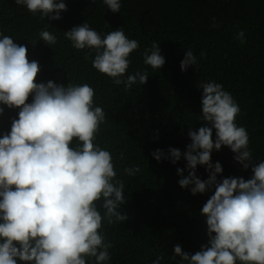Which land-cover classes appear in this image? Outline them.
Here are the masks:
<instances>
[{
    "label": "trees",
    "instance_id": "1",
    "mask_svg": "<svg viewBox=\"0 0 264 264\" xmlns=\"http://www.w3.org/2000/svg\"><path fill=\"white\" fill-rule=\"evenodd\" d=\"M63 2L67 11L52 20L50 16L41 19L39 12L33 14L15 0H0V33L25 46L30 62H38L36 83H87L95 91L94 106L104 109L106 119L94 144L112 155L115 179L124 182L127 200L119 210L128 215L124 222L109 224L106 216L102 221L100 232L112 244L110 259L104 264H152L161 256L160 264H180L181 257L174 253L176 244L194 254L208 243L201 209L214 194V186L193 195L191 185L181 188L178 183L182 177L177 168L184 169L185 177L189 172L183 155L173 164L166 158L157 162L152 153L161 149L167 155L170 147L182 154L187 150L189 130H198L204 123L200 86L214 81L239 105L235 123L248 132L251 163L264 161V0H120L117 13L103 0ZM84 23L101 37L123 28L129 39L137 40L139 48L130 54L122 79L146 71L147 82L140 85L137 81L126 89L94 69L95 50L73 48L64 34ZM44 30L56 37L55 44L42 41ZM241 30L244 43L237 38ZM153 42L159 44L165 58L159 70L144 64L145 49H151ZM187 50L196 56L197 65L182 71L180 64ZM31 100L30 96L28 102ZM0 107L4 108L0 114L2 138L10 132L19 110ZM234 156L223 145L212 151V163L219 162L223 168L218 182L252 177L251 164L245 169ZM137 165L140 171L134 176L124 172ZM195 171L201 180L209 178L206 166L197 165ZM96 203L104 216L103 200ZM87 264H95V259L89 258Z\"/></svg>",
    "mask_w": 264,
    "mask_h": 264
},
{
    "label": "clouds",
    "instance_id": "2",
    "mask_svg": "<svg viewBox=\"0 0 264 264\" xmlns=\"http://www.w3.org/2000/svg\"><path fill=\"white\" fill-rule=\"evenodd\" d=\"M15 2L33 14L39 12L41 19L58 20L67 11L63 0ZM103 2L113 13L120 12V0ZM64 34L73 48L94 49L93 68L116 85L128 89L137 81L140 85L147 82L146 71L122 79L130 54L139 48L138 41L129 39L123 28L101 37L84 23ZM0 36V104L19 110L10 132L0 138V264H87L89 258L104 264L112 247L100 232L104 217L109 224L128 219L119 210L127 200L124 182L115 179L112 155L94 144L106 119L104 109L94 106L95 91L87 83H36L38 62L28 60L25 46L10 36ZM40 37L48 45L56 43L47 30ZM244 37L241 30L237 38L244 43ZM143 57L144 64L153 69L159 70L165 63L156 42L145 49ZM191 65H197L196 56L187 50L181 70ZM200 87L204 123L198 130H189L187 150L182 154L170 147L167 155L161 149L152 153L157 162L166 158L173 164L183 155L189 172L185 177L184 169L177 168L182 177L178 183L181 188L191 185L193 195L214 186V194L201 209L208 243L194 254L176 244L174 253L181 257L180 264H264V161L251 163L249 135L235 123L240 108L231 94L214 81ZM3 112L0 107V114ZM222 145L235 153L234 159L245 169L251 164L250 179L217 181L223 168L219 162L212 163L211 153ZM197 165L206 166L207 180L197 177ZM139 171L138 165L124 169L129 176ZM101 199L104 216L96 203ZM162 258L152 264H160Z\"/></svg>",
    "mask_w": 264,
    "mask_h": 264
}]
</instances>
